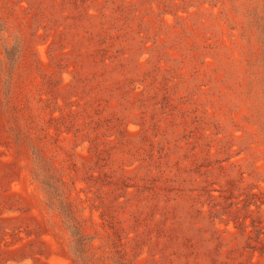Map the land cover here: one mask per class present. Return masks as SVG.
Wrapping results in <instances>:
<instances>
[{"label": "rangeland", "instance_id": "obj_1", "mask_svg": "<svg viewBox=\"0 0 264 264\" xmlns=\"http://www.w3.org/2000/svg\"><path fill=\"white\" fill-rule=\"evenodd\" d=\"M254 13L0 0V264H264Z\"/></svg>", "mask_w": 264, "mask_h": 264}, {"label": "trees", "instance_id": "obj_2", "mask_svg": "<svg viewBox=\"0 0 264 264\" xmlns=\"http://www.w3.org/2000/svg\"><path fill=\"white\" fill-rule=\"evenodd\" d=\"M257 15H258L257 13H254V16H253L254 17L253 22L258 26L257 32H255L254 36H256V43L262 45L261 53L258 52L260 58L257 62H259L264 69V15H262V16L261 15L257 16ZM244 33L246 35H251L252 32L250 31L248 26H246L244 29ZM253 64H255V62ZM11 81H12V79L10 77L6 78V80H5L6 89L7 88L9 89L12 86ZM208 91H209V89H208ZM7 93H9V90H6V95H7ZM207 95H208V99H209V97H210L209 93ZM208 106H209V100H208ZM12 128L15 131V134L18 136L20 131H19V128H18L17 123L15 121H12ZM59 184H60V186H63L62 183H59ZM46 188H48V190L52 189L50 186H46ZM67 199H68V195L65 194L64 200L66 202H67ZM65 204H66L67 208H69L68 203H65ZM261 205H262V203H260L258 207H260ZM66 211L69 212V209H67ZM70 214H72V213L69 212V215ZM66 219H67L66 223H69V222L71 223L74 221V217H72V216L69 218H66ZM78 238H80V237H78ZM75 245H76V253H78L76 256L78 264H92L90 258H88V252L91 250V246L86 245L85 243H82L81 238L76 239ZM78 248H79L78 251H80V252L77 251Z\"/></svg>", "mask_w": 264, "mask_h": 264}]
</instances>
